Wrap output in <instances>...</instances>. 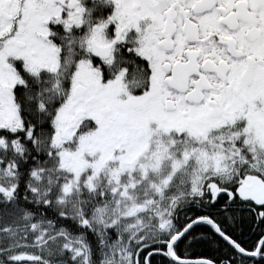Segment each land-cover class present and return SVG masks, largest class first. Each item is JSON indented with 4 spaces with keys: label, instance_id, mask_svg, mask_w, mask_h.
I'll list each match as a JSON object with an SVG mask.
<instances>
[{
    "label": "snow or ice",
    "instance_id": "6c2138e0",
    "mask_svg": "<svg viewBox=\"0 0 264 264\" xmlns=\"http://www.w3.org/2000/svg\"><path fill=\"white\" fill-rule=\"evenodd\" d=\"M0 264H264V0H0Z\"/></svg>",
    "mask_w": 264,
    "mask_h": 264
}]
</instances>
